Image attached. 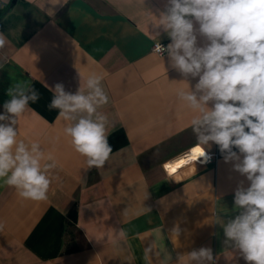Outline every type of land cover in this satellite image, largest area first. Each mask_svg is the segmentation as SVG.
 Instances as JSON below:
<instances>
[{
    "label": "crops",
    "instance_id": "1",
    "mask_svg": "<svg viewBox=\"0 0 264 264\" xmlns=\"http://www.w3.org/2000/svg\"><path fill=\"white\" fill-rule=\"evenodd\" d=\"M45 2L0 0V114L16 82L38 90L19 118L18 140L38 142L56 162L45 200L22 198L0 181V264H186L201 247L212 249L215 264H247L225 244L223 223L238 214L236 188L250 182L211 142V162L180 160L198 146L195 113L176 95L186 84L167 53L154 51L171 42L153 26L167 0H50L44 10ZM92 73L109 97L98 111L113 152L86 171L63 131L71 122L48 104L57 84L86 94Z\"/></svg>",
    "mask_w": 264,
    "mask_h": 264
},
{
    "label": "clouds",
    "instance_id": "2",
    "mask_svg": "<svg viewBox=\"0 0 264 264\" xmlns=\"http://www.w3.org/2000/svg\"><path fill=\"white\" fill-rule=\"evenodd\" d=\"M46 3L51 2L46 0L44 10ZM157 19L153 26L171 40L157 49L167 53L170 67L186 84L177 89L178 100L195 113L190 126L199 154L193 162L207 160L205 149L214 143L224 161L234 162V170L250 182L245 188L241 181L235 190L238 214L223 223L225 244L247 264H264V0H167ZM160 35L157 31L153 37L158 40ZM198 36L205 38L203 46H198ZM5 44L0 34V48ZM102 79L89 75L86 94L81 87L73 94L57 84L48 104L50 111L58 110L57 119L71 122L63 131L85 159L86 171L104 167L113 152L108 118L98 111L109 102ZM191 80L197 81L194 86ZM7 94L11 99L0 114V181L22 198L45 200L52 183L48 173L56 162L51 155L45 157L38 142L18 140L16 127L40 93L18 81ZM46 159L51 163L42 164ZM186 264H215L212 249L191 251Z\"/></svg>",
    "mask_w": 264,
    "mask_h": 264
},
{
    "label": "trees",
    "instance_id": "3",
    "mask_svg": "<svg viewBox=\"0 0 264 264\" xmlns=\"http://www.w3.org/2000/svg\"><path fill=\"white\" fill-rule=\"evenodd\" d=\"M69 216V225L73 228L74 227V223H75V219H76V211L75 209H72L69 211L68 213Z\"/></svg>",
    "mask_w": 264,
    "mask_h": 264
},
{
    "label": "built area",
    "instance_id": "4",
    "mask_svg": "<svg viewBox=\"0 0 264 264\" xmlns=\"http://www.w3.org/2000/svg\"><path fill=\"white\" fill-rule=\"evenodd\" d=\"M161 46L165 47L163 44H161ZM154 51L157 53V54H163L161 51H158L157 49V44L154 46ZM207 160H205V158L203 157L202 159H204L205 161L207 162H211L216 156L213 155V154H207Z\"/></svg>",
    "mask_w": 264,
    "mask_h": 264
},
{
    "label": "bare ground",
    "instance_id": "5",
    "mask_svg": "<svg viewBox=\"0 0 264 264\" xmlns=\"http://www.w3.org/2000/svg\"><path fill=\"white\" fill-rule=\"evenodd\" d=\"M198 154H199V153H198V148H195L194 151H193L192 153H190L187 157L182 158V159H180V160H182V161L193 160L194 157L198 156Z\"/></svg>",
    "mask_w": 264,
    "mask_h": 264
}]
</instances>
